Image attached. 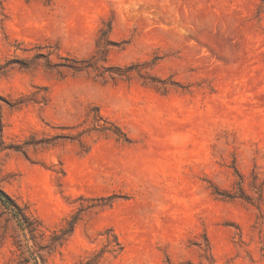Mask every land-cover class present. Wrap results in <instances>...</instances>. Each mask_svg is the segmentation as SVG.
I'll return each mask as SVG.
<instances>
[{
    "label": "rangeland",
    "instance_id": "obj_1",
    "mask_svg": "<svg viewBox=\"0 0 264 264\" xmlns=\"http://www.w3.org/2000/svg\"><path fill=\"white\" fill-rule=\"evenodd\" d=\"M51 2L0 0V264H264L262 1Z\"/></svg>",
    "mask_w": 264,
    "mask_h": 264
},
{
    "label": "trees",
    "instance_id": "obj_2",
    "mask_svg": "<svg viewBox=\"0 0 264 264\" xmlns=\"http://www.w3.org/2000/svg\"><path fill=\"white\" fill-rule=\"evenodd\" d=\"M44 5L50 6L52 4L51 1L53 0H42ZM262 4L264 6V0H261ZM37 56H34L36 58ZM94 57L92 56L90 59H76V58H64L63 62L58 64H51L50 62H47L46 67L47 68H64L67 70L72 71L73 73H83L87 72L89 69H92L94 67V64L99 61H104L100 59H95L94 62L92 60ZM130 71V67L126 68L125 73L123 75H120L122 77H127V73ZM103 75V74H102ZM99 121H102V118L99 117ZM114 127L112 124L107 123L104 121V125L100 127H95L92 130L97 132H109L111 128ZM125 141L128 142V139L125 138ZM24 145L26 146H35L36 143L34 142H26ZM18 152H22L21 150L16 149ZM24 154V153H23ZM240 198L243 199L241 196H233V195H227L225 198L227 199H233V198ZM113 200L111 198L107 201L106 205H112ZM0 205L8 211V213L11 215L13 220L16 222L17 227L20 229V231L27 233L29 235H34L39 231V228L41 227V223L38 219L34 218L30 214H28L24 209H22L11 197H9L7 194H5L0 189ZM79 221V218L77 216H73L70 221H67L65 224L67 225L66 228H61L58 232H53V237L55 238V241H59L61 244L68 238L73 230L77 222ZM116 245L118 246V250H106L101 249L100 251L94 253L91 258H88L84 263L81 264H100V262L103 260L106 253H113L117 252L119 253L121 251V244L119 243L116 236H113ZM39 258V261H38ZM33 264H44L40 256L36 254H31V258Z\"/></svg>",
    "mask_w": 264,
    "mask_h": 264
},
{
    "label": "bare ground",
    "instance_id": "obj_3",
    "mask_svg": "<svg viewBox=\"0 0 264 264\" xmlns=\"http://www.w3.org/2000/svg\"><path fill=\"white\" fill-rule=\"evenodd\" d=\"M147 2H148V1H147ZM137 3H138V2H137ZM129 5H132V4L130 3ZM149 5H150V4H149ZM149 5H148V6H149ZM136 6H137V5H136ZM152 6H154V5L152 4ZM155 6H156V5H155ZM166 6H167V5H166ZM128 7L130 8V6H128ZM132 7H133V6H132ZM138 8H139V7H138ZM144 8H145V7H144ZM144 8H143V9H144ZM134 9H135V8H134ZM150 9H151V8H150ZM159 9H160V11H161V8H159ZM159 9H158V10H159ZM128 10H129V9H128ZM137 10H138V9H137ZM145 10H146V9H145ZM130 11H131V10H130ZM140 11H141V10H140ZM127 12H128V11H127ZM161 12H162V11H161ZM171 12H172V11H171ZM132 13H134V12H132ZM135 13H136V9H135ZM155 13H156L157 15H159V11H158V12L156 11ZM167 13H168V12H167ZM168 14H170V13H168ZM157 15H156V17H157ZM151 17H152V16H151Z\"/></svg>",
    "mask_w": 264,
    "mask_h": 264
}]
</instances>
